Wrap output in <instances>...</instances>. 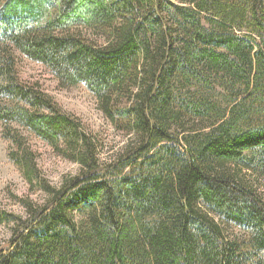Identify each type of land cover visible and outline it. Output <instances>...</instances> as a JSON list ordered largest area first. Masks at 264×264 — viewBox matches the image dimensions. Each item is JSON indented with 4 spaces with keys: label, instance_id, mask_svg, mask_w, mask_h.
<instances>
[{
    "label": "trees",
    "instance_id": "1",
    "mask_svg": "<svg viewBox=\"0 0 264 264\" xmlns=\"http://www.w3.org/2000/svg\"><path fill=\"white\" fill-rule=\"evenodd\" d=\"M18 52L84 83L124 153L102 167L82 123L20 79ZM0 101L10 158L47 196L26 219L0 211L14 224L0 264H264L250 178L264 175V0H0ZM13 123L79 172L51 186Z\"/></svg>",
    "mask_w": 264,
    "mask_h": 264
},
{
    "label": "rangeland",
    "instance_id": "2",
    "mask_svg": "<svg viewBox=\"0 0 264 264\" xmlns=\"http://www.w3.org/2000/svg\"><path fill=\"white\" fill-rule=\"evenodd\" d=\"M81 32L89 39L100 43L101 39L93 34V31L82 29ZM256 40L263 43L262 37H256ZM16 54L20 79L26 84L39 88L50 96L63 112L82 123L84 130L97 143V153L102 167L112 163L124 153L128 135L104 115L96 96L84 83L63 87L49 67L19 52ZM3 123L0 120V211L10 212L26 219L24 201L31 200L36 205H42L47 196L39 186H31L11 160L10 152L15 148L11 140L4 136ZM12 125L20 129L21 134L32 146L40 172L51 186L60 187L65 177L74 176L79 172L78 163L60 155L52 144L38 138L27 129H22L17 123ZM250 178L264 196V175H254ZM13 228V223L0 220V247L7 245ZM229 234L231 239L245 241L248 233L236 225H231Z\"/></svg>",
    "mask_w": 264,
    "mask_h": 264
},
{
    "label": "bare ground",
    "instance_id": "3",
    "mask_svg": "<svg viewBox=\"0 0 264 264\" xmlns=\"http://www.w3.org/2000/svg\"><path fill=\"white\" fill-rule=\"evenodd\" d=\"M97 167V166H96ZM112 169V168H111ZM86 174H88V173H86ZM42 175V174H41ZM43 177V176H42ZM97 181V180H96ZM55 186V185H54ZM54 188V187H53ZM57 189V188H56ZM244 199V198H243ZM257 199V198H256ZM258 256V255H257Z\"/></svg>",
    "mask_w": 264,
    "mask_h": 264
}]
</instances>
